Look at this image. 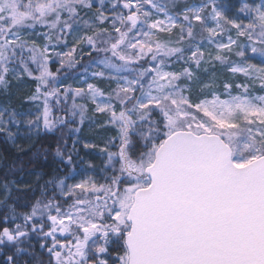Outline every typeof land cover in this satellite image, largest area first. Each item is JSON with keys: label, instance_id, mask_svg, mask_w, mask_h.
I'll list each match as a JSON object with an SVG mask.
<instances>
[{"label": "snow or ice", "instance_id": "obj_1", "mask_svg": "<svg viewBox=\"0 0 264 264\" xmlns=\"http://www.w3.org/2000/svg\"><path fill=\"white\" fill-rule=\"evenodd\" d=\"M0 145V264H264V0H0Z\"/></svg>", "mask_w": 264, "mask_h": 264}, {"label": "trees", "instance_id": "obj_2", "mask_svg": "<svg viewBox=\"0 0 264 264\" xmlns=\"http://www.w3.org/2000/svg\"><path fill=\"white\" fill-rule=\"evenodd\" d=\"M26 83H28V87L21 86L19 89H17L16 87H13L12 91L16 94L14 97V102L19 103L20 98L26 96L28 92L31 91L32 87L34 86L31 84V82H26ZM89 116H91V113H89ZM80 135L83 139L94 140L97 143H99L102 141L104 133L102 129H100L93 121L86 120ZM0 148H2V145H0ZM96 162L100 163L98 159L96 160ZM25 179L34 180L35 177L34 176L26 177Z\"/></svg>", "mask_w": 264, "mask_h": 264}, {"label": "rangeland", "instance_id": "obj_3", "mask_svg": "<svg viewBox=\"0 0 264 264\" xmlns=\"http://www.w3.org/2000/svg\"><path fill=\"white\" fill-rule=\"evenodd\" d=\"M224 2H226L228 5H235L238 4L240 2V0H224ZM254 2H259V0H254ZM228 11H231V7L229 9H227ZM223 75H227V73H224ZM223 78V76H222Z\"/></svg>", "mask_w": 264, "mask_h": 264}]
</instances>
